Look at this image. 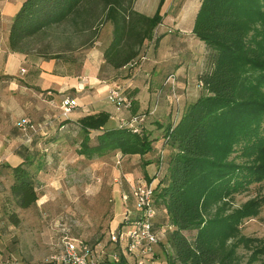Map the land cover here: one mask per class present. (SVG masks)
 <instances>
[{
  "label": "trees",
  "instance_id": "1",
  "mask_svg": "<svg viewBox=\"0 0 264 264\" xmlns=\"http://www.w3.org/2000/svg\"><path fill=\"white\" fill-rule=\"evenodd\" d=\"M134 1L24 0L10 25L9 48L21 52L26 40L68 19L91 29L100 17L113 26L105 62L123 67L145 51L163 19L164 0L152 16L135 11ZM191 31L208 50L206 66L197 75L204 92L177 114L168 108L170 122L161 141L170 152L161 176L148 180L158 179L152 186L153 207L164 211L163 224L173 228L167 240L173 263L252 264L242 262L240 243L261 254L264 241L242 236L239 224L258 213L264 198L240 208H226L224 200L252 184H264V0H200ZM132 116L108 126L110 113L102 110L72 122L63 118L60 127L64 134L72 129L81 137L78 153L86 158L111 152L147 156L157 140L144 130L146 117L134 131ZM41 166L33 147V153L10 167L3 212L13 225L20 221L16 208H28L38 199ZM125 256L120 253L119 261L110 264H129Z\"/></svg>",
  "mask_w": 264,
  "mask_h": 264
},
{
  "label": "rangeland",
  "instance_id": "2",
  "mask_svg": "<svg viewBox=\"0 0 264 264\" xmlns=\"http://www.w3.org/2000/svg\"><path fill=\"white\" fill-rule=\"evenodd\" d=\"M96 2L100 3V0ZM159 2L160 0H135L133 9L135 10L136 4L137 9L143 11V14L152 16ZM193 3L194 0H164L160 8L163 19L161 24L155 27L152 37H163L162 45H170L175 55L177 53L181 55L187 50L200 52L203 48L199 43L201 41L192 37L191 30L196 13ZM180 9L184 16L182 23L177 24L176 18ZM108 23L109 21L103 22L100 17H97L91 29H82L85 27L68 19L27 40L24 47L41 50L61 58H71L72 55L82 57L96 41H102L104 43L102 47L108 44L112 34ZM153 38L148 41L144 52L150 53L155 48L157 50V46L151 42ZM203 56L206 63L208 56L206 47L203 49ZM183 59L188 61L185 65L189 64L192 69L194 65L190 59L187 57ZM148 78L150 88H146L142 93L143 113L139 114H144L146 117L144 130L150 133V138L155 141L163 140L165 127L170 122L169 116L164 117L162 125L154 126L150 131V128L146 126L150 118L147 117L148 112L145 107L152 101L156 105V101L158 103L165 94L168 108L172 106L173 110H178L179 113L183 109L182 99L186 95L191 92L192 95L188 96L191 98L194 94L200 95L204 90L195 77L191 76L188 79H182L173 73V88L168 87L170 84L165 81L158 87L159 75L155 73L150 74ZM112 87L101 89L102 97L108 99V92ZM113 89L118 91L121 102L128 104V107L123 108L122 104L117 109V105L112 102L115 108L125 109L137 115L139 101L132 97L136 92L131 91L128 85L122 83V80H118ZM64 98V94H55L53 90L45 91L40 98L35 99L33 112L26 117L30 119L31 127L22 131L33 132L34 153L36 157L42 159V166L36 176L38 199L28 208H16L20 219L17 225L9 222L3 212L4 202L10 193L11 178L9 176L5 178L0 186L1 246L3 258L12 264H41L50 260L51 256L62 255L67 242L78 246L87 245L94 251L98 264H110L111 255L120 252L119 248L109 241L110 231L116 230L119 224L123 223L125 214L130 219L135 217L138 211L133 192L145 184H150L148 180L154 176L157 178L161 176L170 152V147L165 146L162 148L165 151L158 154L151 152L147 156H122L120 152H111L94 158L80 155L78 149L81 137H77L75 130L72 129L64 134V129L60 127L62 122L60 120L68 116L62 115L61 103ZM69 115L74 116L75 113H69ZM46 116L54 120L53 123L47 124L40 120ZM47 136L55 137V139L51 137L48 139ZM146 159L150 161L147 165L143 163ZM156 183L151 181L152 186ZM123 195L127 198L123 199ZM260 198H264V184H252L244 191L235 192L224 202L226 208H240L249 200ZM157 214L156 211L157 217H154L153 227L157 224L160 234L157 235L158 242L146 264H179L173 263L170 258L171 248L167 240L171 229L162 226L163 219L160 213ZM239 232L242 236L264 241V201L256 215L245 218L239 224ZM193 234L194 231L187 232V235ZM237 251L242 257V262L264 264V252L258 254L259 250H256V247L245 248L243 243H240ZM125 255L129 259V264H137L138 258ZM0 264L5 262L0 260Z\"/></svg>",
  "mask_w": 264,
  "mask_h": 264
},
{
  "label": "crops",
  "instance_id": "3",
  "mask_svg": "<svg viewBox=\"0 0 264 264\" xmlns=\"http://www.w3.org/2000/svg\"><path fill=\"white\" fill-rule=\"evenodd\" d=\"M23 1L0 0V186L10 174V167L20 163L28 151L33 153V144H31L33 132L29 130L23 132L16 126V122L32 114L35 99L40 98L45 91L51 92L53 90L55 94H64L65 97L76 98L77 107L70 112H74L75 115L68 114L67 117H64L69 122L76 121L86 114L105 110L110 113L107 125L115 126L121 118H128L133 113L125 109L117 110L111 101L102 97L100 92L104 87L111 88L113 86L112 88H114L117 81L122 80V83L128 85L131 91L136 92L132 97L139 101L137 113H142L141 98L144 97L142 93L145 92L146 88H150V79L148 78L150 74L159 75L157 81L159 87L173 73L178 78L188 79L191 76L197 80L198 73L205 68L203 56L205 46L203 43L199 42L203 47L200 52L187 50L181 55L178 53L175 55L173 54L174 49L172 50L170 45H162L163 37L156 45L157 50L155 48L150 53L142 52L133 62L120 68H114L104 59V50L110 44L113 34V26L110 22L108 25L111 27L112 34L108 44L102 47L104 43L98 40L82 57L76 55L70 56L71 58L51 57L44 51L27 49V47L21 52L12 51L8 45V33L13 17ZM199 3L200 0H194L192 5L195 11H197ZM135 10L139 13L143 12L137 9L136 4ZM179 11L176 18L177 24L182 23L184 16L182 9ZM180 35L185 36L184 34ZM183 57L190 59L194 65L192 69H190L189 64L185 65L188 61ZM189 95L192 93L190 92L182 99L183 107L198 96L194 94L189 98ZM154 104L155 102L152 101L145 107L148 112L147 117L150 118L149 124L146 126L148 129L150 128V131L154 126L162 125L164 117L169 116L170 121L165 94L158 100V103L156 101V105ZM40 120L47 124L54 121L49 116L42 117ZM65 127L69 128V124ZM162 148H164L162 141L157 140L152 152L158 154L165 151ZM156 182L157 179H153V183ZM158 210V214L160 213L163 219L165 217L164 211ZM162 226L167 225L162 224ZM167 227L173 229L170 226ZM154 231L157 235L160 234L157 224L154 226ZM1 244L0 237V260L5 264H12L3 258Z\"/></svg>",
  "mask_w": 264,
  "mask_h": 264
},
{
  "label": "built area",
  "instance_id": "4",
  "mask_svg": "<svg viewBox=\"0 0 264 264\" xmlns=\"http://www.w3.org/2000/svg\"><path fill=\"white\" fill-rule=\"evenodd\" d=\"M173 79V75H169L165 80V83H169V86H172V88ZM107 97L109 101L117 105V109H119L122 104L123 108L128 107V104L121 102L118 91L113 88L109 90ZM76 107L77 102L74 98L70 96L65 97L61 103L62 115L67 116ZM177 113L178 110H175V114ZM144 117V114L132 116L129 125L133 126L134 131H137V125L143 121ZM122 122H124V120H122ZM16 126L25 130L31 127L30 119L26 117L21 118L16 122ZM133 197L138 213L133 219H130L127 214H125L123 216V223L119 225L116 230L110 231V242L120 250V252L111 255V260L118 262L120 253H123L138 258L136 261L137 264H146L148 257L153 253L154 247L158 242L157 234L153 227L156 209L153 207L151 183L137 188L133 192ZM122 198L126 199L127 197L123 195ZM123 224L125 227L122 228L121 226ZM41 264H98V259L94 251L87 245L81 244L78 246L67 242L62 255L57 257L51 256L50 260L44 261Z\"/></svg>",
  "mask_w": 264,
  "mask_h": 264
}]
</instances>
